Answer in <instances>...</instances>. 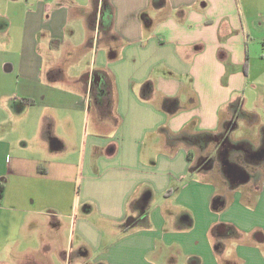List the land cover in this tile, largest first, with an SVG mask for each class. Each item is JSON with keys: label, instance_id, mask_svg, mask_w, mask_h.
I'll return each mask as SVG.
<instances>
[{"label": "crops", "instance_id": "obj_1", "mask_svg": "<svg viewBox=\"0 0 264 264\" xmlns=\"http://www.w3.org/2000/svg\"><path fill=\"white\" fill-rule=\"evenodd\" d=\"M258 63L264 0H0V264H264V176L179 140L255 143Z\"/></svg>", "mask_w": 264, "mask_h": 264}, {"label": "flooded vegetation", "instance_id": "obj_2", "mask_svg": "<svg viewBox=\"0 0 264 264\" xmlns=\"http://www.w3.org/2000/svg\"><path fill=\"white\" fill-rule=\"evenodd\" d=\"M243 119L241 112L233 111L219 134L202 139L200 142L206 144L203 148L199 147L202 155L198 163L210 169L217 161L219 171L228 183L236 185L244 182L256 186L264 176V128L255 143L250 142L243 138ZM210 145H213V150L208 152Z\"/></svg>", "mask_w": 264, "mask_h": 264}, {"label": "rangeland", "instance_id": "obj_3", "mask_svg": "<svg viewBox=\"0 0 264 264\" xmlns=\"http://www.w3.org/2000/svg\"><path fill=\"white\" fill-rule=\"evenodd\" d=\"M256 26V24H254V27ZM262 47V46H261ZM256 48V47H255ZM262 49H263V47H262ZM263 51V50H262ZM253 66H254V68L256 69L255 71H254V73H253V78H254V81H255V83H257L258 85H261V84H264V67H262L261 66V64L260 63H258V64H253ZM261 87V86H260ZM260 87H259V90H257L258 91V93H262L263 95H264V90H261L260 89ZM262 91V92H261ZM257 94L254 92V91H252V90H249V89H247V90H245V92H244V95H242V96H240V98L242 97L244 100H245V107L247 108V109H251L252 108V106H254V104H255V100H256V98H257V96H256ZM250 135L249 136H251L252 134H253V132H250L249 133ZM207 141V140H206ZM210 148H213V145H210ZM193 151V150H192ZM196 151V150H195ZM61 239V238H60ZM62 241V240H61ZM64 244L62 243V242H60V248H61V252L63 251V252H65L63 249H64Z\"/></svg>", "mask_w": 264, "mask_h": 264}, {"label": "trees", "instance_id": "obj_4", "mask_svg": "<svg viewBox=\"0 0 264 264\" xmlns=\"http://www.w3.org/2000/svg\"><path fill=\"white\" fill-rule=\"evenodd\" d=\"M160 3H161V1L159 3H157L156 6L160 5ZM167 102H168V100L165 101V103H167ZM175 112H173V113H175ZM181 135L182 136L179 137V140L186 142V143L190 144L191 146L200 145L199 143H202V142H200L202 139H205V138L207 139L210 137L208 135H203V136H197V137L192 138V137H188V136L184 135L183 133ZM3 192H4V185L2 183H0V201L2 199Z\"/></svg>", "mask_w": 264, "mask_h": 264}]
</instances>
